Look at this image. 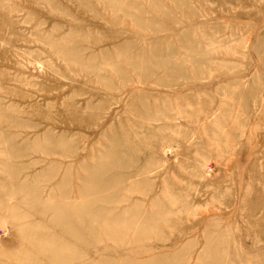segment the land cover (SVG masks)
Instances as JSON below:
<instances>
[{
	"label": "rangeland",
	"instance_id": "1",
	"mask_svg": "<svg viewBox=\"0 0 264 264\" xmlns=\"http://www.w3.org/2000/svg\"><path fill=\"white\" fill-rule=\"evenodd\" d=\"M0 264H264V0H0Z\"/></svg>",
	"mask_w": 264,
	"mask_h": 264
}]
</instances>
